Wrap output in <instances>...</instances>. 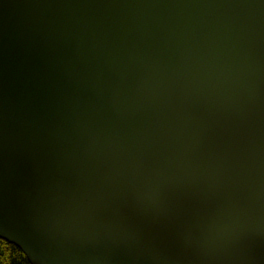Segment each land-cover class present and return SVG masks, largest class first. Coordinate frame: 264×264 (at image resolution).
Returning <instances> with one entry per match:
<instances>
[{
  "label": "water",
  "instance_id": "water-1",
  "mask_svg": "<svg viewBox=\"0 0 264 264\" xmlns=\"http://www.w3.org/2000/svg\"><path fill=\"white\" fill-rule=\"evenodd\" d=\"M0 240L264 264V0H0Z\"/></svg>",
  "mask_w": 264,
  "mask_h": 264
},
{
  "label": "trees",
  "instance_id": "trees-1",
  "mask_svg": "<svg viewBox=\"0 0 264 264\" xmlns=\"http://www.w3.org/2000/svg\"><path fill=\"white\" fill-rule=\"evenodd\" d=\"M0 264H30L25 255L15 246L0 240Z\"/></svg>",
  "mask_w": 264,
  "mask_h": 264
}]
</instances>
